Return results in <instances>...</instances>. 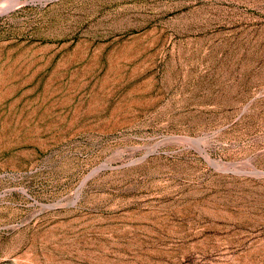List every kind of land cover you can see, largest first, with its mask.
Returning a JSON list of instances; mask_svg holds the SVG:
<instances>
[{"label": "rangeland", "instance_id": "rangeland-1", "mask_svg": "<svg viewBox=\"0 0 264 264\" xmlns=\"http://www.w3.org/2000/svg\"><path fill=\"white\" fill-rule=\"evenodd\" d=\"M21 2L0 264H264V0Z\"/></svg>", "mask_w": 264, "mask_h": 264}, {"label": "bare ground", "instance_id": "bare-ground-1", "mask_svg": "<svg viewBox=\"0 0 264 264\" xmlns=\"http://www.w3.org/2000/svg\"><path fill=\"white\" fill-rule=\"evenodd\" d=\"M22 2L21 0H0V16L15 10Z\"/></svg>", "mask_w": 264, "mask_h": 264}]
</instances>
